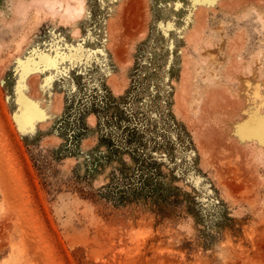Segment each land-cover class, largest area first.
<instances>
[{"label":"rangeland","instance_id":"obj_1","mask_svg":"<svg viewBox=\"0 0 264 264\" xmlns=\"http://www.w3.org/2000/svg\"><path fill=\"white\" fill-rule=\"evenodd\" d=\"M34 1L0 0V264H264V0Z\"/></svg>","mask_w":264,"mask_h":264},{"label":"bare ground","instance_id":"obj_2","mask_svg":"<svg viewBox=\"0 0 264 264\" xmlns=\"http://www.w3.org/2000/svg\"><path fill=\"white\" fill-rule=\"evenodd\" d=\"M71 4L69 0H35V5H40L50 11L53 15L66 19L68 22H76L85 13V4L83 0H74ZM20 11L21 8H15ZM30 119L29 121H33ZM28 121V122H29Z\"/></svg>","mask_w":264,"mask_h":264},{"label":"snow or ice","instance_id":"obj_3","mask_svg":"<svg viewBox=\"0 0 264 264\" xmlns=\"http://www.w3.org/2000/svg\"><path fill=\"white\" fill-rule=\"evenodd\" d=\"M262 142H264V141H262Z\"/></svg>","mask_w":264,"mask_h":264}]
</instances>
